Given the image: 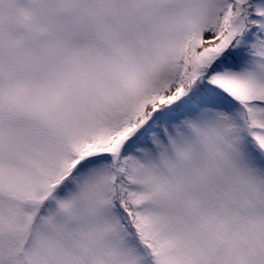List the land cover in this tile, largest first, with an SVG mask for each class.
I'll list each match as a JSON object with an SVG mask.
<instances>
[{
	"label": "snow or ice",
	"instance_id": "6c2138e0",
	"mask_svg": "<svg viewBox=\"0 0 264 264\" xmlns=\"http://www.w3.org/2000/svg\"><path fill=\"white\" fill-rule=\"evenodd\" d=\"M0 264H264V0H0Z\"/></svg>",
	"mask_w": 264,
	"mask_h": 264
}]
</instances>
